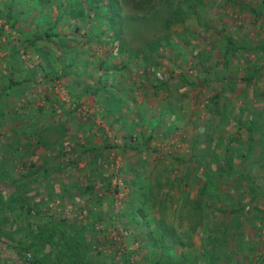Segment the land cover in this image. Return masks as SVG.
<instances>
[{
	"label": "trees",
	"instance_id": "1",
	"mask_svg": "<svg viewBox=\"0 0 264 264\" xmlns=\"http://www.w3.org/2000/svg\"><path fill=\"white\" fill-rule=\"evenodd\" d=\"M13 1L15 2V0L0 1L2 3L0 19L2 13L5 15V21L0 24V37L5 24L14 30L15 24L19 21V14L15 10ZM28 1L33 3L34 7L43 2L51 3L52 1L60 13L52 21L50 18V24L43 29L36 24L34 31L24 34L25 44L22 43L21 38H17L15 42L10 41L7 38L9 35L0 44L1 46L10 41L9 54L5 57L11 61L6 66L8 73L0 74L2 78L0 95L3 94L5 97L11 95L12 88L21 87L23 82H30V78L18 80L13 78L20 44L28 48L30 45L37 44L38 41L46 40L59 47L64 45V41H67L69 37L77 36L78 30L85 41L98 43L103 41L102 37L106 31L102 29L99 32L94 30L93 26L89 28L86 26L83 32H80L79 25H76L72 32L64 34L58 28L61 20L66 22L67 19L81 17L79 18L81 23L84 21L88 25L96 20L100 25L104 24L105 28L110 26L113 30L112 35L121 42L126 23L145 19V16L146 18L151 16L154 19L163 11L165 16L162 15L164 20L162 29H165V34L156 40L161 43L170 41L171 34H176L175 30H171L173 23L190 15H197L200 18L202 16L200 9L205 5L204 0ZM122 3L126 7L130 3L133 10L142 11V14L131 13L127 19L126 14H120ZM209 4H212L211 8L223 7L226 4L228 9L238 14L246 12L249 19L246 23L243 22L244 28L247 24H251L257 27L261 36L254 38L253 33L240 36L231 32L227 34L225 27H221L218 32L219 41L224 42L223 74L219 77L211 73L208 66L203 65L207 54L202 52H198V60L193 65L200 66L199 72L194 76H198L199 79L190 77L187 71H180L182 83L201 87L195 94L197 100L203 89L209 90L216 86L215 81L227 83L230 91V96L223 102L221 109L213 112L216 118L211 116L210 123L208 124L207 120L203 124L205 130L202 133L196 130L200 123L190 119L189 122L195 130V133L191 135L190 152L184 156L178 154L173 159L178 166L184 165L183 174L154 177L153 183H150V178L143 176L141 172H136L130 179L125 176L123 182L127 190L124 202H127L129 198L138 200L137 206L132 208V202H127L125 208L122 205L113 207L114 209L108 206L104 208L101 193L111 205H115V196L119 191L120 183L113 184L112 176L114 172L116 174V171L125 170L118 166V170L114 169L112 173L104 177L102 176L103 166L116 155L113 150L122 153H142L150 148L149 142L153 138L159 139V135L167 138L171 127L170 125L160 127L162 111H158L160 114L158 117L150 115L147 119L145 118L144 126L147 133L140 129L135 136L130 134L131 123L139 117L130 118L129 113L123 115L122 112L115 114L114 107L110 105L108 99L104 101V98L116 95L120 98L119 104L125 106L126 98L131 97L128 94L130 89L123 82H105L101 79H98L96 83L85 82L81 91L70 92L71 99L68 101L67 112L63 118L58 117L54 120L56 117L51 116V113L58 112L60 108L62 111L65 110L63 105L66 103L58 100L57 94L44 96L45 101L50 105L47 110L44 104L29 106V102H26L18 106L19 109L30 108L38 115L17 116L23 118L17 119L18 121L11 126L10 135L5 138L6 141L0 144V243H4L7 248L0 247V252L4 250L9 254L5 258L0 256V264H6L9 261H14L11 264H16V260L19 264H180V258L183 260L191 258L192 262L203 264H244L245 261L249 264H257L259 262L258 259L262 254L256 247L258 242L251 240L243 245L245 232L242 220L248 216V219L253 220L248 222L256 229L258 228L254 220L260 222L263 220V216L257 215L254 210L261 213L264 209V207L259 208L264 204V186L260 181L264 173V157L255 155L256 147L264 149V111H260L264 109V99L259 105V110H251L253 100L252 96L247 95V89L252 87L255 90L260 80L264 81V0H208ZM212 27L216 29L215 24H212ZM131 30L135 33L134 29ZM121 46L125 49L124 43ZM214 49L215 46L210 47V51ZM122 52L123 50L120 51ZM206 52L209 54L207 49ZM140 59L141 62L144 60L146 68L143 72L146 74L143 73L139 87L156 77L155 66L158 64L155 59L148 60V55ZM103 61L99 63L102 72L106 69ZM120 63L124 65L123 62ZM37 67L46 79V83L59 79L58 69L54 66L49 72L41 65ZM116 69L118 71L119 67ZM165 83L158 81L152 84V87L155 91L166 85ZM213 92L208 96V102L211 105H217L220 102L219 93L217 90ZM103 94H108L109 97L101 100L99 97ZM90 96L95 97L94 103L98 102L100 105L104 103L103 109L99 112L106 120L105 122L111 114L113 123L126 119L127 122L123 121V125L129 131L124 132L120 142H115V139L106 136L101 142L95 141V129H104L96 124L92 113L79 111L80 106ZM242 96L245 98L244 105L241 110H237V105L233 101ZM230 104L231 109L228 108ZM55 105H58V108H54ZM208 109H211L209 105ZM167 110L171 113L175 111L173 115L180 113V107L176 103L168 105ZM46 116L48 122L41 127L40 122ZM69 117L79 120L78 126L74 129L67 125ZM112 122L108 121V124L112 126ZM228 127H230L229 131H227ZM83 129L87 135L78 137L77 133ZM256 133H258L257 138ZM139 139L141 142H138ZM199 142L204 143V146L196 148ZM163 156L166 157V155ZM81 162L84 164L80 168ZM75 168H80L77 171L78 176L76 172L71 171ZM200 169L205 173L204 180L199 183L194 194L196 196L188 198L187 193L184 192V186H188L192 181V173ZM62 174L63 178L66 174L67 180L61 182V191L55 194L53 183L57 180L61 181ZM100 180L104 182L103 189L105 186L107 190L109 189L108 192L102 191L97 186ZM162 180L168 188L166 191L172 189L174 185L180 187L182 192L180 197L173 199L170 193L166 194L163 191ZM137 181L141 184L138 185ZM147 185L153 189L156 185V188L154 191L146 190ZM244 199L247 201L243 202ZM80 200L83 203L82 206L79 204ZM180 201H182L181 210H185L186 215L191 218L187 223V229L177 232L173 220L165 222V215L172 205ZM228 201H230L229 204ZM72 207L78 209L77 213L82 210H87V213L80 215V218L77 215L71 216ZM134 223L141 229L139 233L135 234L130 229ZM98 225L101 226L98 228ZM198 229L207 234L211 240L208 245L201 243L198 247L185 237ZM113 230H118L116 239L109 238ZM120 233L134 239L141 237L146 240L142 239L140 246L130 249L118 242ZM168 233L171 234L170 241L167 239ZM231 241L232 245L228 249L227 242ZM176 243L182 249V253H185V248H188L192 254L182 257L179 255L178 260L173 259L172 249ZM237 243L241 245V248L251 250L254 258L248 253L241 255V251L234 247ZM116 245H120V248ZM142 248L159 255L156 259L149 261L147 257L150 255L143 254L140 251ZM138 254L144 256L142 260Z\"/></svg>",
	"mask_w": 264,
	"mask_h": 264
},
{
	"label": "rangeland",
	"instance_id": "2",
	"mask_svg": "<svg viewBox=\"0 0 264 264\" xmlns=\"http://www.w3.org/2000/svg\"><path fill=\"white\" fill-rule=\"evenodd\" d=\"M120 2L123 1L120 0ZM204 2V7L200 9V12H202V16L200 18L197 15H190L189 17L171 25V30H175L176 34H171V39L168 42L162 41L159 43L156 41L165 34V29H162L164 24L162 15L165 16V13L162 11V14H159V17H155L154 19H152L151 16L148 18L145 16V19H139L136 22L126 23L122 32L123 38L121 41L124 43L125 49H122V43L116 39L114 35H112L113 30L110 26L105 28L104 24L100 25V23L96 20L89 25L84 21L81 23L79 19L81 17L67 19V21L65 20L66 22L61 20L58 23V28L64 34H68L72 32L71 30L74 29L76 25H79L80 32H83L86 26L88 28L89 26H93L95 27L94 30L99 32L102 29L106 31L102 37L103 41H99V43L97 41H85L84 36L82 37L78 30L76 33L78 34L77 36L75 35L73 38L69 37L67 41H64V45L59 47L52 45L51 42L46 40L38 41L37 44L33 46L30 45L28 48H24L23 44H20L17 58L15 60L16 67L13 72V78L17 80L20 78H30V82H23V84L20 85L21 87L12 88L11 95L7 97L3 94L0 95V144H3V142L6 141L5 138L10 135V128L16 121H18L17 119L23 118H18L17 116H20V114H28V116L36 114V111L33 109L27 107L28 109L24 110L19 109L18 106L25 104L26 102H29V106L33 104L35 106L44 104L47 110L50 105L45 101L46 98H44V96H52L53 93L57 94L58 100L65 102L66 104L63 105V108L65 109L64 111L60 108L58 112L51 113V116L56 117L54 119L56 120L58 117H65L68 101L71 99V96H69L70 92L76 93L81 91L85 82L96 83L98 79L113 83L123 82V84L130 89L128 94L131 96L130 98H126L127 102L125 106L119 104L120 98L116 95L109 97L108 94H103L99 98L102 100L104 97H109L104 98V101L108 99L110 105L114 107L115 114L119 112H122L121 114L123 115L124 113H129L130 118H132V116H138L140 118L131 123L130 131L124 128L123 124L124 122H127L126 119L123 120L124 122L118 121L113 123V117L111 114L108 115L107 118H109L108 121L112 122L113 125L111 126L108 124V121L105 122L106 120L102 118L99 112L103 109L102 106L104 103L102 105L98 102L94 103L95 97L93 96L86 99V101L80 106L79 111L81 113H88V111L89 113H92L93 120H95L96 124L104 129H95L94 132L96 142H101L105 136L115 139V142H120L122 135L126 132V130L134 136L140 129H143L144 132L147 133V129L144 126L145 118L147 119L150 115L158 117L160 115L158 111H162L163 118L161 117L162 123L160 127H164L165 125H170L171 127L167 138L161 135H159V139L153 138L149 142L150 148L146 149V151H143L142 153H122L121 151L113 150V153H116V155H114L113 158H111L110 161L105 163L103 166L104 169L102 176L104 177L112 173L114 169L118 170V166L119 168L121 166V168L125 170H121L120 172L116 171V174L114 172V175L112 176L111 182L113 184H116V182L120 183L119 191L115 196V205H111L105 195L101 193L104 208L108 206V208L114 209L113 207H119L121 205L125 208L127 206V202H132V208H135L138 204V200L135 201L129 198L127 202H124V196L127 188L124 185L123 178L126 176L127 179H130L135 176L136 172H141L143 176H148V178H150V183H153L154 177H163L165 174H168L169 176L175 173L176 176L183 174L185 171V169H183L184 165L178 166L176 161L173 159L177 157L178 154H183L182 156H184L187 152H190L189 145L191 142V135L195 133L192 123L189 122L190 119H195V123H200L196 130L199 133H202L205 130L203 124H205L207 120L209 124L211 116L216 118V115H213V112L217 109H221L220 107L223 102L228 100L227 98L230 96L227 83L215 81L216 86L212 89L210 88L209 90L208 88L205 90L203 89L201 96L198 97L197 100L195 94L197 90L201 89V87L182 83V73L180 71H187L190 77L199 79L198 76H194L199 72L200 66L193 65L195 61L198 60V52H202L203 54H207V59L203 62V65L208 66L210 72L217 74L219 77L223 74L222 62L224 53L222 50L224 42L219 41L220 34L218 32L221 27H225V33L227 34L231 32L240 36L245 34L250 35L253 33L252 35H254V38L261 36V34L258 33L259 31L256 29L257 27H253L251 24H247L244 28L243 22L246 23L249 19L246 12H241L239 14L232 12L228 9L226 4L223 7L211 8L212 4L208 5V0H204ZM13 4L16 12L19 14V21L15 24L14 30H11L7 24L4 25L3 34L0 37V44L5 41V37H7V35H9L7 38H9L10 41L15 42L17 41V38H21V40H23L22 43L26 42L23 36L24 34H28V31H34L36 24L43 29L47 24H50V18L52 21V19L60 13V10H58V7H56L52 1L51 3L43 2L36 7H34V4L28 0H15V2L13 1ZM0 7H2L1 2ZM121 7L120 14H126L127 19L131 13L136 15H138V13L139 15L142 14V11L133 10L130 3L127 4V7L124 3H122ZM4 16L5 15L2 13L0 24L5 21ZM212 24H215L216 29L212 27ZM131 29H134L137 35L133 33ZM10 41H7L0 46V74L8 73L6 66L11 63V61L5 57L9 54ZM21 45L23 47H21ZM211 46H215L213 51H210ZM206 49L209 54L206 52ZM121 50H123L122 53H120ZM53 55L56 56L55 59ZM147 55L149 58L148 60L153 61L155 59L158 63L157 66H155L156 77L152 78L149 83L140 85L139 87V84H141L140 82L142 81V75L145 73L143 70L146 68L144 66V60L141 62L140 58ZM102 60H104L103 64L106 67L104 72H102V69L99 68V63H101ZM120 62H123L124 65ZM39 65L43 66L47 72H49L53 66L57 68L59 79L46 83V79L37 67ZM117 67H119L118 71L116 69ZM170 72L171 75H169ZM206 78L208 80V76ZM1 79L2 78H0V80ZM158 81H164L166 82V85L154 91L152 84H155ZM213 90H217L219 93L220 102L217 105H211L208 102V96L214 93ZM263 93L264 81L262 80H260V83L257 84V88L255 90L252 87L247 89V95L252 96L253 100L251 110H259V105H261L260 103L262 102V99H264ZM244 99L245 98L243 96L235 100L233 99V103L237 105V110H241L243 107ZM171 103H176V105L180 107V113L173 115L175 111L171 113L167 110V106ZM208 105L211 109H208ZM26 106H28V104ZM54 108H58V105H55ZM228 108L231 109V104ZM14 111L16 113H13ZM260 111H264V109ZM46 118L47 116L43 117L41 120V127L47 124L48 121ZM67 121V125L72 129L77 127L79 123V120L75 117H69L67 118ZM231 127L233 126L231 125ZM229 130L230 127H228L227 131ZM83 131L85 130L83 129L77 133L78 137H84L87 135V132L85 133ZM257 134L258 133L255 134L256 138ZM138 142H141V140L139 139ZM202 146H204V143L199 142L196 145V148ZM154 147L156 150H154ZM163 155H166V157ZM255 155L264 157V149L256 147ZM83 164L84 162H81L79 167L81 168ZM79 169L75 168L71 171L76 172V175L78 176L77 171ZM191 177H193V182L190 181L188 186L182 185L184 186V192L187 193L188 198L196 196L194 194L199 183L203 182L205 173L200 169V171L192 173ZM61 178V181L57 180L53 183L55 194L61 191V182H65L67 180L66 174L64 175V178L62 174ZM260 181L264 186V173L262 174ZM161 182L164 184V180ZM103 184L104 182L101 180L97 182V186L100 187L102 191L108 192L109 189L107 190L105 186L103 189ZM137 184L140 185L141 183L137 181ZM155 188L156 185L154 186V189L148 186L146 190L154 191ZM166 190H168V188L164 184L163 191H165L166 194L170 193L169 195L173 197V199L179 198L182 193L180 191V187L177 185H174L172 189H169V191ZM184 196L186 195L184 194ZM246 201L247 200L245 199L243 200V202ZM229 203L230 201H228V204ZM79 204L83 205L81 200ZM181 204L182 201L172 205L169 210H167V214L165 215V222L173 220L174 225L177 227V232L187 229V223L191 218L186 215L185 210H181ZM263 207L264 204L259 206L260 209ZM71 210V216L77 215L79 218L80 215L87 213V210H82L77 213L78 209L75 207H72ZM254 212L259 216H263V220L261 222L256 221V219L254 220L258 229L251 226L248 221L253 220L248 219V216L242 220L245 232L243 245H246L251 240H256L258 242L256 247H258L262 254L260 259L255 256V258L259 261L257 264H264V209L261 213L255 210ZM181 213H183V215L180 216ZM100 226L101 225H98V228ZM130 229L135 234L141 231L139 227H136L135 223L131 225ZM117 231L118 230L111 231L109 238L116 239ZM170 236L171 234L168 233V241H170ZM185 237H188L189 241H192L198 247H200L201 243L208 245V243L211 242V240L207 237V234L203 233L200 229L192 231L190 235L187 234ZM142 239L141 237L140 239H134L133 237L131 238V236L120 233L118 242H121L120 244L123 243L130 249H134L136 246L141 245ZM143 240L146 239L144 238ZM231 245L232 241L229 243L227 242L228 249H230ZM116 246L120 248V245ZM0 247L6 248L4 243H0ZM234 247L241 251V255L248 253L249 256H253L251 254V250L241 248L239 243L234 245ZM185 250V253H182V249L176 243L172 249L173 259L176 260L179 255V257H182L192 254L190 249L185 248ZM107 251L109 250L107 249ZM140 251L143 254L150 255V257H147L149 261L156 259L159 255L158 253L154 254L151 251L149 252L145 248H142ZM197 251L199 250L197 249ZM6 255L9 254H7L4 250H1V258H5ZM141 255L139 256L142 260L144 256L142 257ZM180 259V264H203L194 263L191 258H186L184 260L182 258ZM12 262L14 261H9L6 264H11ZM146 262L147 261L145 260V263ZM16 264H19L17 260ZM244 264L249 263L245 261Z\"/></svg>",
	"mask_w": 264,
	"mask_h": 264
}]
</instances>
